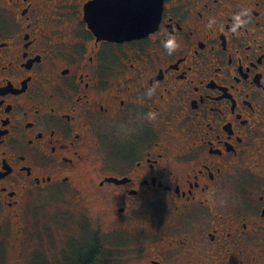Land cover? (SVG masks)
I'll use <instances>...</instances> for the list:
<instances>
[{
    "label": "flooded vegetation",
    "instance_id": "1",
    "mask_svg": "<svg viewBox=\"0 0 264 264\" xmlns=\"http://www.w3.org/2000/svg\"><path fill=\"white\" fill-rule=\"evenodd\" d=\"M94 1L0 0V212L65 191L113 205V264H264V0H162L124 42Z\"/></svg>",
    "mask_w": 264,
    "mask_h": 264
},
{
    "label": "rangeland",
    "instance_id": "2",
    "mask_svg": "<svg viewBox=\"0 0 264 264\" xmlns=\"http://www.w3.org/2000/svg\"><path fill=\"white\" fill-rule=\"evenodd\" d=\"M90 192L86 184L80 190L83 196ZM71 201L65 191L31 199L18 225L0 212V264H80L85 242L93 236L101 243L93 264H113V205L91 197L77 207Z\"/></svg>",
    "mask_w": 264,
    "mask_h": 264
},
{
    "label": "water",
    "instance_id": "3",
    "mask_svg": "<svg viewBox=\"0 0 264 264\" xmlns=\"http://www.w3.org/2000/svg\"><path fill=\"white\" fill-rule=\"evenodd\" d=\"M162 0H96L85 19L98 39L124 42L145 37L156 28ZM99 10L95 15L93 11Z\"/></svg>",
    "mask_w": 264,
    "mask_h": 264
},
{
    "label": "trees",
    "instance_id": "4",
    "mask_svg": "<svg viewBox=\"0 0 264 264\" xmlns=\"http://www.w3.org/2000/svg\"><path fill=\"white\" fill-rule=\"evenodd\" d=\"M100 242L93 236L88 242H85L83 248V258L80 261V264H89L90 262L95 261L101 255V246ZM83 262V263H82ZM94 263V262H93ZM91 263V264H93Z\"/></svg>",
    "mask_w": 264,
    "mask_h": 264
},
{
    "label": "clouds",
    "instance_id": "5",
    "mask_svg": "<svg viewBox=\"0 0 264 264\" xmlns=\"http://www.w3.org/2000/svg\"><path fill=\"white\" fill-rule=\"evenodd\" d=\"M246 15V13H241L235 17L236 26H239L243 21L241 20V16ZM178 47L177 41L175 37H169L166 41L163 42V48L167 51L169 55H172L174 51H176ZM148 95H151V91H149Z\"/></svg>",
    "mask_w": 264,
    "mask_h": 264
}]
</instances>
